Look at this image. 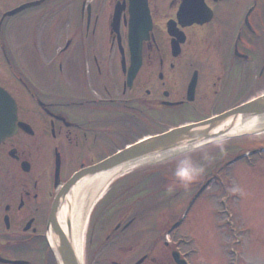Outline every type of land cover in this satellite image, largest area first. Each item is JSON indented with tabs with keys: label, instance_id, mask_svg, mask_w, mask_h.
<instances>
[{
	"label": "flooded vegetation",
	"instance_id": "1",
	"mask_svg": "<svg viewBox=\"0 0 264 264\" xmlns=\"http://www.w3.org/2000/svg\"><path fill=\"white\" fill-rule=\"evenodd\" d=\"M190 3L0 0V89L14 100L8 120L15 124L0 139V264H66L50 233L62 249L56 230L76 184L72 179L124 148L128 143L117 144L119 132L148 131L151 109L179 114L225 99L234 89L213 76L232 72L241 59L260 58L264 74V0H203L204 13L189 17ZM133 43L141 44L134 75ZM247 152L262 159L264 143L236 161L247 160ZM85 177L91 176L79 180ZM91 218L84 231L91 228L92 235L82 243L81 257L67 236L80 264H172L166 247L172 256L179 248L172 233L182 225L178 219L164 224L161 215ZM72 226L67 219L70 231ZM151 230L157 236L150 245L141 236ZM121 235L135 245L128 247L117 239ZM236 242L242 243L240 237Z\"/></svg>",
	"mask_w": 264,
	"mask_h": 264
},
{
	"label": "rangeland",
	"instance_id": "2",
	"mask_svg": "<svg viewBox=\"0 0 264 264\" xmlns=\"http://www.w3.org/2000/svg\"><path fill=\"white\" fill-rule=\"evenodd\" d=\"M241 60L238 61L239 65L235 63L231 67L232 72L219 70L213 76L226 89H234L228 97L202 105L200 111L188 108L176 114L174 109L160 113L151 109L148 131L141 129L136 134L127 130L119 132L118 146L184 123L203 120L204 116L209 118L218 115L264 95V74L259 75L262 60ZM197 102L196 105L201 106V99ZM262 143L264 129L258 126L252 131L215 138L202 144L203 147L193 154V159L204 171L187 187L173 179V171L176 162L187 155L184 150L188 146L147 155L144 157L146 160L138 166L107 184L90 208L86 225L91 226L92 215H161L164 224L165 220L166 224H170L176 219L182 223L172 233L177 234L178 250L187 256L190 264H238V258L241 264H264V157L261 159L260 156L247 155L250 157L247 160L226 166L240 152L256 148ZM251 160L255 166L248 164ZM207 184L208 187H205ZM221 215L223 219H219ZM222 223L227 226L223 230L221 226L217 227ZM241 226H246L243 231L240 230ZM88 227L84 231V245L92 235ZM156 236L151 230L141 236V240L145 241L149 237L151 245ZM238 236L242 242L240 245L236 242ZM94 237L102 242L99 232L95 231ZM169 237L167 234L165 238ZM117 239H122L128 247L135 245V242L129 244L128 235L118 236ZM117 241L111 239L109 243ZM166 252L173 264L174 255L167 247Z\"/></svg>",
	"mask_w": 264,
	"mask_h": 264
},
{
	"label": "water",
	"instance_id": "3",
	"mask_svg": "<svg viewBox=\"0 0 264 264\" xmlns=\"http://www.w3.org/2000/svg\"><path fill=\"white\" fill-rule=\"evenodd\" d=\"M132 51L133 55L131 68H133L132 74L134 75L141 63L140 45L134 43ZM0 97H3L4 99L3 105H0V117L4 115L5 118H7L11 115V111H13V108L11 107L13 106L14 100L12 99L10 94L3 89H0ZM262 114H264V95L249 99L241 103L240 105H237L207 119L184 123L183 125L173 127L168 130L156 134H151L142 139H139L138 141L132 143L130 146L118 150L113 155H110L94 166H91L84 171L86 172V174L84 175L93 176L100 171H104L123 163L135 161L143 156L151 155L160 151H167L180 145H182L183 147L189 146L211 137L220 136L225 133L223 131L224 129L217 128H219L225 120L229 118H236L239 115L242 119H245L254 115ZM12 124L13 122H10L8 120L0 121V139L4 137V135L12 131ZM82 173L83 172H79L78 174H76V176L72 179L73 181H75H72V183H77V181L84 176L81 175ZM56 231L60 235L63 244L62 255L64 257L65 263L80 264L73 247L67 239V235H65V232L60 225L58 226ZM174 255L179 264H188L185 259L179 258V252L174 253Z\"/></svg>",
	"mask_w": 264,
	"mask_h": 264
},
{
	"label": "bare ground",
	"instance_id": "4",
	"mask_svg": "<svg viewBox=\"0 0 264 264\" xmlns=\"http://www.w3.org/2000/svg\"><path fill=\"white\" fill-rule=\"evenodd\" d=\"M264 114L254 115L249 118L242 119L241 116L236 118H229L225 120L221 126L217 129H224V134L220 136L211 137L194 144H205L215 138L226 137L228 135L239 134L255 130L258 126L264 129ZM217 131V130H215ZM193 145V144H192ZM183 147L182 145L179 146ZM143 156L135 161L123 163L115 167L100 171L91 177H85L79 180L75 185L72 186L69 196L61 207L59 215V221L61 227L64 229L66 235L69 237L71 244L75 247L77 255L81 257L82 243L84 238V226L86 224V218L89 214L90 208L94 201L101 194V191L107 186V184L114 178L123 175L129 169L136 167L140 162L146 160ZM72 220V230L70 231L67 227V219ZM50 241L55 249V252L62 257V249L57 237L54 233H50Z\"/></svg>",
	"mask_w": 264,
	"mask_h": 264
},
{
	"label": "clouds",
	"instance_id": "5",
	"mask_svg": "<svg viewBox=\"0 0 264 264\" xmlns=\"http://www.w3.org/2000/svg\"><path fill=\"white\" fill-rule=\"evenodd\" d=\"M203 147L202 144H193L188 146L184 151L187 155L176 162L173 171V179L185 187L194 182L203 173L204 168L193 159V154Z\"/></svg>",
	"mask_w": 264,
	"mask_h": 264
},
{
	"label": "snow or ice",
	"instance_id": "6",
	"mask_svg": "<svg viewBox=\"0 0 264 264\" xmlns=\"http://www.w3.org/2000/svg\"><path fill=\"white\" fill-rule=\"evenodd\" d=\"M203 4V0H191V3L186 9V15L189 17L195 16V15H202L205 11V8L201 5ZM4 99L3 97H0V105H3Z\"/></svg>",
	"mask_w": 264,
	"mask_h": 264
}]
</instances>
